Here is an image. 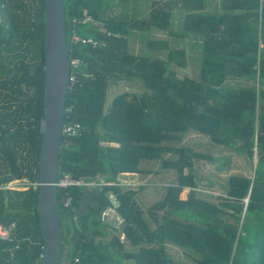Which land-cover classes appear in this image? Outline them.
I'll return each instance as SVG.
<instances>
[{"label": "trees", "instance_id": "16d2710c", "mask_svg": "<svg viewBox=\"0 0 264 264\" xmlns=\"http://www.w3.org/2000/svg\"><path fill=\"white\" fill-rule=\"evenodd\" d=\"M131 1L63 0L75 76L64 126L78 131L63 133L59 176L106 183L80 223L73 213L85 188H68V207L58 190L61 264L76 256L82 264H182L169 243L197 264H264V0H221L217 13L204 11L205 0H150L145 17L113 9ZM45 9V0H0V225L9 233L0 238V264H42ZM176 10H185L181 22ZM152 28L170 35L148 40L166 58L130 48L133 30ZM74 33L91 41H74ZM186 37L201 43L197 78L170 67L187 66L186 48L170 40ZM120 84L141 91L125 89L108 104ZM190 132L238 153L249 172L230 174L220 193L200 188L196 163L215 156L183 143ZM161 170L174 179L144 209L129 183ZM18 179L30 184L7 186ZM111 208L122 221L110 220Z\"/></svg>", "mask_w": 264, "mask_h": 264}, {"label": "rangeland", "instance_id": "374dc122", "mask_svg": "<svg viewBox=\"0 0 264 264\" xmlns=\"http://www.w3.org/2000/svg\"><path fill=\"white\" fill-rule=\"evenodd\" d=\"M204 11L211 13H217L222 11L221 0H205ZM150 0H132L126 3L124 6H115L113 9L115 11H126L130 16L135 17H145L148 15ZM110 11V10H109ZM177 14L180 16V22L183 18L185 10H176ZM180 12V13H179ZM158 38H170L167 31H163L157 28H152L147 31L133 30L130 34V48L131 50L142 53L149 54L154 57L166 58V51L158 50L156 48H151L148 45V40L158 39ZM173 46L185 47L187 51L188 63L187 66H178L175 64H170L172 70L180 76H189L197 78L200 73L201 65V43L190 37L179 38L177 40L170 39ZM231 87H238L237 81H230ZM125 89H134L136 91H141V87L137 86H127L120 84L111 89L108 96L107 103L109 104L113 97L119 92ZM183 143L189 144L193 148L211 153L215 156L213 161L209 160H199L196 163V173L200 188L205 191L220 193L224 189V184L232 173L237 172H249V168L245 160L236 152L229 150L221 145L213 143L208 136L199 132H190L186 135ZM148 162L144 161V164ZM152 165L155 162H149ZM174 179V173L170 170H161L158 173H151L144 175L139 181L129 183L135 188H139V192L136 196L138 203L144 209L150 206L154 201L160 199L164 196L167 184L171 183ZM30 182L27 179H18L8 183V187H14L19 189H24L29 185ZM110 220H117L118 217L116 213L110 209L109 211ZM67 225H71V221L68 219L65 221ZM110 233H119L118 229L113 227H108ZM167 250L169 255L174 259V261L180 262L182 264H197L193 255V252L189 253L184 248L169 243L167 244Z\"/></svg>", "mask_w": 264, "mask_h": 264}, {"label": "water", "instance_id": "95a60500", "mask_svg": "<svg viewBox=\"0 0 264 264\" xmlns=\"http://www.w3.org/2000/svg\"><path fill=\"white\" fill-rule=\"evenodd\" d=\"M45 4V119L39 171V216L44 240L42 264H61L62 221L57 182L71 58L63 0H45ZM99 192V188L85 189L80 206L73 213L78 223L90 204L96 202L95 195ZM107 215H104L106 220Z\"/></svg>", "mask_w": 264, "mask_h": 264}, {"label": "built area", "instance_id": "2783aa9c", "mask_svg": "<svg viewBox=\"0 0 264 264\" xmlns=\"http://www.w3.org/2000/svg\"><path fill=\"white\" fill-rule=\"evenodd\" d=\"M72 38L74 41H80V40L83 42L91 41V39L81 37L77 33H74ZM74 80H75V76L71 74L70 81H74ZM77 131H78V125L76 124H69L63 127V133H77ZM105 183L106 182L100 180H84V179L74 178L70 174L66 173L63 176H59L57 185H58V189L62 188L66 190L63 196V204L64 206L68 207L72 204V200H73L72 195L69 193V191H67L69 187L78 185L84 187L85 189L86 188L92 189V188H99L101 185ZM111 209L116 213L118 217L117 220L122 221L123 218H121L118 215V212L114 208ZM8 237H9L8 230L4 228L2 225H0V238H8ZM69 264H82V260L79 256H76L73 260L69 262Z\"/></svg>", "mask_w": 264, "mask_h": 264}]
</instances>
